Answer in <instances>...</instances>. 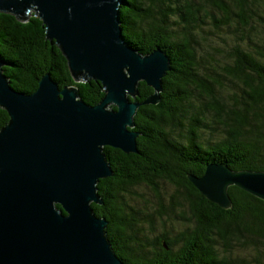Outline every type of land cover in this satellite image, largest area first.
I'll use <instances>...</instances> for the list:
<instances>
[{
  "label": "trees",
  "instance_id": "obj_1",
  "mask_svg": "<svg viewBox=\"0 0 264 264\" xmlns=\"http://www.w3.org/2000/svg\"><path fill=\"white\" fill-rule=\"evenodd\" d=\"M120 13L126 39L143 52L163 48L172 69L158 104L146 102L152 86H138L139 152L104 149L113 174L99 180L103 203L92 206L107 218L113 248L124 264H247L251 249L263 264L264 198L231 185L232 206L226 208L207 198L189 175L203 176L210 162L264 170V0H123ZM0 54L18 90L33 93L50 73L60 87L78 86L91 105L105 95L97 79L74 78L35 13L21 19L0 11ZM227 82L235 84L224 89ZM9 119L0 106V129ZM140 189L151 193L152 203ZM142 204L180 219L183 228L153 233L137 246L123 243L122 232L139 234L162 224L154 213L145 215ZM170 247L177 250L170 253Z\"/></svg>",
  "mask_w": 264,
  "mask_h": 264
},
{
  "label": "water",
  "instance_id": "obj_2",
  "mask_svg": "<svg viewBox=\"0 0 264 264\" xmlns=\"http://www.w3.org/2000/svg\"><path fill=\"white\" fill-rule=\"evenodd\" d=\"M122 2L0 0V11L21 19L35 10L74 78L97 79L105 92L91 105L78 86L60 87L50 73L33 93L18 90L0 54V106L10 116L0 129V264H124L108 236L107 218L92 206L103 203L99 180L113 174L104 149L139 152L133 129L141 106L138 86H152L146 102L158 104L172 58L161 47L143 52L126 39ZM189 177L226 208L232 206L231 185L264 198V170L210 162L203 176Z\"/></svg>",
  "mask_w": 264,
  "mask_h": 264
},
{
  "label": "rangeland",
  "instance_id": "obj_3",
  "mask_svg": "<svg viewBox=\"0 0 264 264\" xmlns=\"http://www.w3.org/2000/svg\"><path fill=\"white\" fill-rule=\"evenodd\" d=\"M234 84L235 83H233V82H227L224 89H226V88H228V86L234 85ZM140 192L142 193L141 197L143 199H146L148 202L152 203L151 200L149 199L150 194H151L149 191H147V190L143 191L140 189ZM142 206H143L142 212L145 215L149 214V213H154L156 216V220L159 222H162V224L158 227V230H154L152 228L147 227L146 230L143 232H146L150 235H152L154 233V234H158L160 236L163 233L170 232L171 229H173V228H176L177 230H181L183 228V222L180 219H176L174 217H169L167 215L164 218V217L158 215L157 209L153 205H150V204L149 205H143L142 204ZM221 248H222V246L219 249H221ZM245 256L248 259L247 264H259L256 262V258H255L256 252L253 249H251Z\"/></svg>",
  "mask_w": 264,
  "mask_h": 264
},
{
  "label": "flooded vegetation",
  "instance_id": "obj_4",
  "mask_svg": "<svg viewBox=\"0 0 264 264\" xmlns=\"http://www.w3.org/2000/svg\"><path fill=\"white\" fill-rule=\"evenodd\" d=\"M132 153H134V152H132ZM138 153V152H137ZM153 237V235H150V234H148V233H146V232H142V233H140V234H135V233H124V232H122V233H120L119 234V237H120V239L122 240V242L123 243H127V244H134V245H138V243L140 242V240L141 239H143V238H146V237ZM115 246H117V245H115ZM222 246V243H218L217 244V248L219 249L220 247ZM114 250H115V252H116V255L120 258V256L117 254V251H116V249H115V247H114ZM175 250H177V247H170V249H169V251L168 252H173V251H175ZM154 252L155 253H157V251L156 250H154ZM121 259V258H120ZM122 260V259H121Z\"/></svg>",
  "mask_w": 264,
  "mask_h": 264
},
{
  "label": "clouds",
  "instance_id": "obj_5",
  "mask_svg": "<svg viewBox=\"0 0 264 264\" xmlns=\"http://www.w3.org/2000/svg\"><path fill=\"white\" fill-rule=\"evenodd\" d=\"M33 13H35V10H31V11H29V14H28V16H30V14H33ZM155 91V90H154ZM137 115V114H136ZM134 129V128H133Z\"/></svg>",
  "mask_w": 264,
  "mask_h": 264
},
{
  "label": "bare ground",
  "instance_id": "obj_6",
  "mask_svg": "<svg viewBox=\"0 0 264 264\" xmlns=\"http://www.w3.org/2000/svg\"><path fill=\"white\" fill-rule=\"evenodd\" d=\"M112 245H116V243H112ZM158 264H163V262L161 261V259L159 260V263Z\"/></svg>",
  "mask_w": 264,
  "mask_h": 264
}]
</instances>
